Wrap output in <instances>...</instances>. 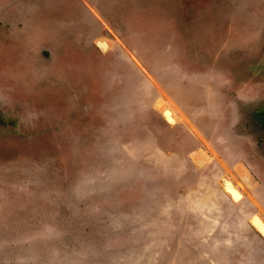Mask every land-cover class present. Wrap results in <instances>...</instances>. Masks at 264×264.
I'll return each mask as SVG.
<instances>
[{"label": "rangeland", "instance_id": "374dc122", "mask_svg": "<svg viewBox=\"0 0 264 264\" xmlns=\"http://www.w3.org/2000/svg\"><path fill=\"white\" fill-rule=\"evenodd\" d=\"M26 1L0 0L12 263L264 264V0Z\"/></svg>", "mask_w": 264, "mask_h": 264}, {"label": "bare ground", "instance_id": "6f19581e", "mask_svg": "<svg viewBox=\"0 0 264 264\" xmlns=\"http://www.w3.org/2000/svg\"><path fill=\"white\" fill-rule=\"evenodd\" d=\"M98 44L100 47H102L103 50H106L109 48V43L108 41H106L105 39L103 40H97ZM105 45V47H103V45ZM171 104V103H170ZM158 111L160 112L161 115H163V112L166 111L164 113V116L166 117L167 121L166 123L173 126L176 124L177 122V117L173 111V109L169 106L168 103L164 102V103H159L157 105ZM162 116V117H164ZM199 152V151H198ZM194 153V155H191V158H193L194 162H202L204 164V162L206 161L207 157L205 155H201V151L200 153ZM203 153V152H202ZM224 183L221 184V188L222 191L225 192V194H227L231 200L233 202H239L242 200L243 196L241 194V192H239V190L233 185L232 181L228 178L225 177V179L223 180ZM256 218L255 220H251V218L249 219V224L259 233V231H262V235L261 237L264 238V230L261 229V227L264 225V221L258 216L255 215ZM263 224V225H262Z\"/></svg>", "mask_w": 264, "mask_h": 264}, {"label": "crops", "instance_id": "0c3cea01", "mask_svg": "<svg viewBox=\"0 0 264 264\" xmlns=\"http://www.w3.org/2000/svg\"><path fill=\"white\" fill-rule=\"evenodd\" d=\"M21 1H26V0H21ZM64 2L66 1V0H63ZM75 1H77V0H75ZM62 2V1H61ZM88 2V1H87ZM3 8V7H2ZM85 8V7H84ZM6 10H8V8H6ZM85 10V9H84ZM7 16H5V17H3L2 18V20H8V18H6ZM260 20H261V18H260ZM257 21H259V19L257 20ZM8 22H9V20H8ZM258 25H261V23H254V24H252V28L253 27H255L256 28V32H254V34H255V37H257V35L258 34H260V44H259V48L263 45V43H262V41L264 40V32H263V30H260V26H258ZM263 25H264V23H263ZM188 33V32H187ZM186 33V34H187ZM253 34V35H254ZM196 39V38H195ZM86 40H87V37H86ZM258 41V40H257ZM180 42L183 44L184 43V41H178V43L177 44H180ZM42 48H46L47 50H53L52 49V47H50V48H47V46H42ZM96 48V47H95ZM97 49V48H96ZM54 51V50H53ZM90 50H86V53L87 52H89ZM97 51L99 52V53H101L100 52V50H98L97 49ZM83 52H85V50L83 51ZM200 54V53H199ZM198 54V55H199ZM50 56H51V58H52V54H50ZM191 56H192V54H191ZM63 68H65V66H63ZM7 235H9V231H8V229H4V227L2 226V225H0V263L2 262V263H4V262H6L7 261V259H10V260H8V264H21V262H14V263H12V259L14 258V257H17V259H19V260H16V261H20V257L19 256H15L16 255V253H14V252H20V254L22 253V255H24V253H25V248L22 246V245H13V244H11L10 243V241L7 239ZM4 256H6L7 258H5ZM22 261V260H21Z\"/></svg>", "mask_w": 264, "mask_h": 264}, {"label": "water", "instance_id": "95a60500", "mask_svg": "<svg viewBox=\"0 0 264 264\" xmlns=\"http://www.w3.org/2000/svg\"><path fill=\"white\" fill-rule=\"evenodd\" d=\"M102 45H103V47H105L104 44H102ZM95 46H96V48L99 49L101 52H106V51L108 50V49L103 50L102 47L99 46L98 41L95 42ZM165 112H166V111L163 112V115H162V116H164V113H165ZM163 119H164L165 121H167V119H166L165 116L163 117ZM197 166L201 167V164H200L199 162H197ZM224 179H225V176H223V177L219 180L220 184H223V183H224V181H223ZM221 186H222V185H221ZM255 218H256V216L253 215L252 218H251V220H255ZM262 225H263V224H262ZM261 229L264 230V225L261 227ZM258 235H259V236H263V235H262V231H259V234H258ZM261 238H262V237H261ZM263 239H264V238H263Z\"/></svg>", "mask_w": 264, "mask_h": 264}, {"label": "flooded vegetation", "instance_id": "af4514ba", "mask_svg": "<svg viewBox=\"0 0 264 264\" xmlns=\"http://www.w3.org/2000/svg\"><path fill=\"white\" fill-rule=\"evenodd\" d=\"M30 1H35V0H28V1H26L27 3L28 2H30ZM45 1H47V0H45ZM56 2H58L59 1V3H61V1L62 0H55ZM78 2V1H77ZM98 2H100V1H98ZM102 2V1H101ZM79 3V2H78ZM102 4H104V2L102 3ZM122 4H120V6H121ZM26 6V5H25ZM82 6V5H81ZM83 8V7H82ZM84 9V8H83ZM121 8H119V10H120ZM225 193V192H224ZM227 195V194H226ZM227 197L231 200V198L227 195ZM232 201V200H231ZM259 216V215H258ZM260 217V216H259ZM261 218V217H260ZM262 219V218H261Z\"/></svg>", "mask_w": 264, "mask_h": 264}]
</instances>
